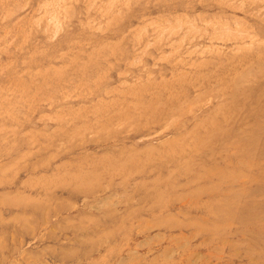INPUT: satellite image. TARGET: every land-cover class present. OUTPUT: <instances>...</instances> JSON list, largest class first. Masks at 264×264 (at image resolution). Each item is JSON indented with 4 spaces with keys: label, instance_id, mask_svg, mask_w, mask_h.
Returning a JSON list of instances; mask_svg holds the SVG:
<instances>
[{
    "label": "rangeland",
    "instance_id": "374dc122",
    "mask_svg": "<svg viewBox=\"0 0 264 264\" xmlns=\"http://www.w3.org/2000/svg\"><path fill=\"white\" fill-rule=\"evenodd\" d=\"M0 264H264V0H0Z\"/></svg>",
    "mask_w": 264,
    "mask_h": 264
}]
</instances>
